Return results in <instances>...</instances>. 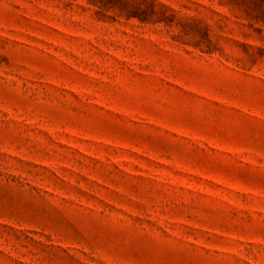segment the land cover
<instances>
[{"label":"rangeland","instance_id":"1","mask_svg":"<svg viewBox=\"0 0 264 264\" xmlns=\"http://www.w3.org/2000/svg\"><path fill=\"white\" fill-rule=\"evenodd\" d=\"M157 3L0 0V264H264V0Z\"/></svg>","mask_w":264,"mask_h":264},{"label":"trees","instance_id":"2","mask_svg":"<svg viewBox=\"0 0 264 264\" xmlns=\"http://www.w3.org/2000/svg\"><path fill=\"white\" fill-rule=\"evenodd\" d=\"M100 7L117 4L119 10L128 17H138L142 21H170L167 10L158 7L157 0H94ZM115 1V3L113 2Z\"/></svg>","mask_w":264,"mask_h":264}]
</instances>
